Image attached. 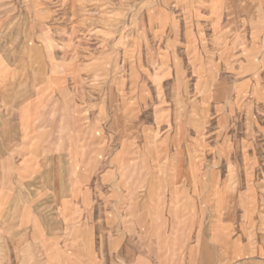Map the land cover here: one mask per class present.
<instances>
[{
  "label": "rangeland",
  "instance_id": "1",
  "mask_svg": "<svg viewBox=\"0 0 264 264\" xmlns=\"http://www.w3.org/2000/svg\"><path fill=\"white\" fill-rule=\"evenodd\" d=\"M0 1L2 6L11 3L1 11L18 16L19 31L27 29L26 16H34V30L40 31L37 40L51 61H56L57 53L70 68L83 61L87 75L95 73L85 79L84 104L89 120L98 108L103 122L90 120L88 131L79 136L89 138L91 144L105 141L108 171L121 170L119 176L109 174L110 189L115 191L122 184L127 190L136 183L132 155L145 147L146 136L152 137L157 172L154 190L146 191L143 185L138 193H128L131 207L124 210L126 219L110 211L112 236L128 237L130 264L137 263L136 251L142 248L144 264L184 261L188 243L200 239L184 236L185 228L194 231L214 214L208 200L181 205L180 174L174 168L181 165L179 161L200 165L199 189L208 195L213 189L206 184L207 177L215 174L212 170L217 164L242 161L245 132L251 143H261L256 129L264 128V39L232 40L234 33L246 32L245 26L239 27L243 19L237 16L235 20V14L250 9L235 10L239 0H218L226 4L221 12L226 23L223 31L205 20L212 0ZM220 30L227 33L226 42L220 41ZM95 102L100 105L96 107ZM226 141L235 148L229 156L217 151ZM96 149L91 147L83 158L93 172L98 165ZM240 172L219 173L231 179ZM86 183L93 194L82 195L81 201L87 198L101 204L106 200L105 182L97 177ZM101 213L81 212L79 219L89 214L100 219L94 229L103 255ZM132 214L139 223L135 224L137 218ZM140 231L142 248L136 240ZM113 262L125 264L120 255Z\"/></svg>",
  "mask_w": 264,
  "mask_h": 264
},
{
  "label": "crops",
  "instance_id": "2",
  "mask_svg": "<svg viewBox=\"0 0 264 264\" xmlns=\"http://www.w3.org/2000/svg\"><path fill=\"white\" fill-rule=\"evenodd\" d=\"M234 4L235 10L250 11L235 14V20L237 16L244 20L238 25L240 30L245 26L246 32L234 33L232 40H263L264 0ZM225 6L212 0L205 19L223 31L226 23L221 12ZM5 7L11 3L2 6L0 1V264H114L116 255L130 264L128 237L112 236L110 211H117L120 220L126 219L124 210L131 207L129 194L138 193L143 185L148 187L146 191L154 190L157 172L152 137L146 136L145 147L135 149L132 155L136 183L127 190L122 184L115 191L110 189L109 174L119 176L121 170L108 171L105 141L91 144L89 136L86 140L79 136L88 131L90 120L103 122L98 108L89 120L84 104L85 79L95 73L87 75L83 61L70 68L57 53L56 61H51L37 40L40 31L34 30V16H26L27 29L19 31L18 16L3 14ZM219 36L220 41L228 40L222 30ZM261 66L264 75V62ZM261 119L258 115L257 120ZM256 130L261 143H251L245 132L242 161L219 163L212 170L215 174L208 175L206 184L213 189L208 195L199 189L200 165L179 161L181 165L174 168L173 172L180 174L181 205L208 200L214 215L194 231L185 228L184 236L200 239L188 243L184 261L170 264H264V128ZM228 144L226 141L218 148V154L235 153ZM91 147L98 151L94 172L83 162ZM230 169L241 172L231 179L219 173ZM97 177L106 183V200L95 204L85 198L82 202V195L93 194L86 180ZM94 210L102 212L103 255L94 229L100 219L92 214L79 219V213ZM137 219L135 224L140 222ZM140 233L136 240L142 248ZM143 256V248L137 249L134 264H144Z\"/></svg>",
  "mask_w": 264,
  "mask_h": 264
}]
</instances>
